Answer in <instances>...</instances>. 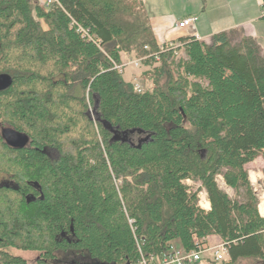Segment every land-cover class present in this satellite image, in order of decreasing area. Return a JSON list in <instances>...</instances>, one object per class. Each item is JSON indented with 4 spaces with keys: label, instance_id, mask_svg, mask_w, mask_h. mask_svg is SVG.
I'll use <instances>...</instances> for the list:
<instances>
[{
    "label": "trees",
    "instance_id": "16d2710c",
    "mask_svg": "<svg viewBox=\"0 0 264 264\" xmlns=\"http://www.w3.org/2000/svg\"><path fill=\"white\" fill-rule=\"evenodd\" d=\"M180 41L185 59L156 58L143 0H0L12 78L0 129L29 138L15 149L0 134V264H28L14 251L35 252L32 264H158L174 242L189 251L213 235L226 263L264 264L245 168L264 154V52L240 28ZM121 53L146 67L140 84L114 68Z\"/></svg>",
    "mask_w": 264,
    "mask_h": 264
},
{
    "label": "rangeland",
    "instance_id": "374dc122",
    "mask_svg": "<svg viewBox=\"0 0 264 264\" xmlns=\"http://www.w3.org/2000/svg\"><path fill=\"white\" fill-rule=\"evenodd\" d=\"M39 6L44 7L45 0H35ZM148 15L151 17L165 15L167 12L172 13L175 20L184 18L190 15H196L198 20L196 22L197 29L201 32L204 30L209 33H218L229 30L230 28H240L245 34L250 35L255 30L257 41L264 51V17L262 16L263 7H261L260 0H145ZM45 26V24L43 23ZM212 34V35H213ZM252 35V34H251ZM211 36V35H210ZM123 61H127L131 57H126L122 53ZM176 57L185 59L183 53H179ZM140 70V71H138ZM141 72V66L137 69L134 65H127L124 69V78L126 80L137 77L135 81L141 83L138 74ZM92 117L95 118V113L91 112ZM134 139V138H133ZM136 142V140H134ZM248 171V178L252 190L257 197V206L260 214L264 216V154H259L253 161L249 162L246 167ZM216 181L218 186L224 190L232 199L243 201L245 195L243 192L237 193L232 188L228 187L222 175H217ZM189 186L191 190H200L198 193V202L201 208L207 207L209 202L206 191L201 188L199 181L190 180ZM262 204V205H261ZM261 205V207H260ZM203 206V207H202ZM209 208V207H208ZM221 243L220 239H210L208 244L215 246ZM174 245L180 247L178 242ZM23 258L28 264H32L36 253L30 251H14ZM216 262L215 264H228ZM235 264H256L255 259H242Z\"/></svg>",
    "mask_w": 264,
    "mask_h": 264
},
{
    "label": "built area",
    "instance_id": "2783aa9c",
    "mask_svg": "<svg viewBox=\"0 0 264 264\" xmlns=\"http://www.w3.org/2000/svg\"><path fill=\"white\" fill-rule=\"evenodd\" d=\"M54 2H56V0H45L44 7L47 8ZM262 13H264V10L262 11ZM197 20L198 18L195 15L186 16L177 22L176 27L189 29L190 30L189 36L199 40L200 37L195 28ZM181 46H182L181 42L179 41H170L166 44L159 45V52L155 53L154 55L158 59L157 55L159 53L168 50H173L174 54L177 56L180 53L179 51ZM129 64L134 65L136 68L142 66V62L140 59H133V58H129L127 61L121 60V63L118 64L114 62L113 66L118 72L124 73V69ZM189 182L190 180H186L187 184H189ZM206 258L213 260L214 262L227 261L229 257L226 246L223 243H219L215 246H211L208 243H202L198 245L197 248L191 249L189 251L172 246L169 251L163 254L161 259L160 258L156 259L151 257L149 262L156 260L158 264H195L201 262ZM141 264H147V262L143 260Z\"/></svg>",
    "mask_w": 264,
    "mask_h": 264
},
{
    "label": "crops",
    "instance_id": "0c3cea01",
    "mask_svg": "<svg viewBox=\"0 0 264 264\" xmlns=\"http://www.w3.org/2000/svg\"><path fill=\"white\" fill-rule=\"evenodd\" d=\"M261 1L262 0H260V4H261ZM143 2H145V0H143ZM149 18H150V22H151V25H152L153 33H154L155 38H156L157 42L159 43V45L166 44V43H168L170 41H179V42H181L180 40L182 38L190 37L189 36L190 35V30L189 29H183V28H177L176 27L177 22L180 21L182 18L178 19V20H175L173 15H172V13H170V12H167L165 15L155 16V17H153V16L151 17L149 15ZM195 28H196V31H197L199 37H200L199 40H203L205 42H209V40H210V38H211L213 33H209L210 31H206V30L201 32V31H199L197 29V26ZM251 34H250L251 36H253V37H255L257 39V35H256L255 30H253V32H251ZM257 42L259 43V41H257ZM260 47H261V45H260ZM179 52L184 54V52L182 51V48L180 49ZM126 57H129V56L127 55ZM121 60H123L122 53H121ZM143 69H146V67L143 66V64H142L141 71ZM138 71H140V70H138ZM210 239H220V238L218 236H215V235L209 236L206 239V242L208 243V241Z\"/></svg>",
    "mask_w": 264,
    "mask_h": 264
},
{
    "label": "water",
    "instance_id": "95a60500",
    "mask_svg": "<svg viewBox=\"0 0 264 264\" xmlns=\"http://www.w3.org/2000/svg\"><path fill=\"white\" fill-rule=\"evenodd\" d=\"M12 83V78L7 73H0V91L7 89ZM0 134L3 141L11 148L19 149L25 147L28 142V136L10 126H2ZM147 139V138H145Z\"/></svg>",
    "mask_w": 264,
    "mask_h": 264
},
{
    "label": "flooded vegetation",
    "instance_id": "af4514ba",
    "mask_svg": "<svg viewBox=\"0 0 264 264\" xmlns=\"http://www.w3.org/2000/svg\"><path fill=\"white\" fill-rule=\"evenodd\" d=\"M4 181L8 182V179L6 177L0 176V183H4Z\"/></svg>",
    "mask_w": 264,
    "mask_h": 264
},
{
    "label": "bare ground",
    "instance_id": "6f19581e",
    "mask_svg": "<svg viewBox=\"0 0 264 264\" xmlns=\"http://www.w3.org/2000/svg\"><path fill=\"white\" fill-rule=\"evenodd\" d=\"M207 203V207H204V208H208V205H209V202H206ZM262 205V204H261ZM261 205H260V207H261ZM203 207V206H202Z\"/></svg>",
    "mask_w": 264,
    "mask_h": 264
}]
</instances>
